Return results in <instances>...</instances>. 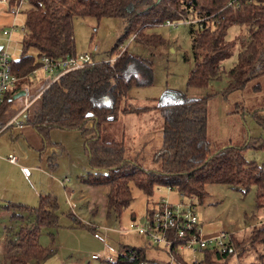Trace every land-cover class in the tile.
Returning <instances> with one entry per match:
<instances>
[{"label": "trees", "instance_id": "1", "mask_svg": "<svg viewBox=\"0 0 264 264\" xmlns=\"http://www.w3.org/2000/svg\"><path fill=\"white\" fill-rule=\"evenodd\" d=\"M19 1L7 0V3L16 5ZM23 1L27 3V10L23 11L24 31L20 53L11 60L13 71L20 77L34 69L42 56L58 59L76 54L72 26L74 16L123 20L121 34L106 52L108 58L115 57L114 60L109 62L103 59L82 70L67 71L50 83L41 80L40 95L34 100L31 117L27 121L41 138L43 147L49 143L48 132L52 128L79 132L88 168L81 180L92 185L108 186L106 216L111 213L118 216L129 206L132 186L151 196L153 188L158 185L177 190L186 197H194L197 205L203 202L208 187L213 184L226 185L241 194L253 188V205L264 211V166L243 155L245 148L262 146L254 145L259 140L250 142L249 138L241 146L227 144L211 149L206 135L207 99L211 94L201 97L182 94L175 99H155L157 104L154 106L159 108L162 118L161 143L152 156V160L158 163L155 169L142 168L127 159L122 141L101 137L107 122L117 119L120 114L138 112L148 107L121 104L128 88L136 84L134 74L122 72L127 65L135 63L143 67L146 74L152 70L150 61L134 56L125 47L119 49L127 38L153 47L161 43L158 34L145 32L148 27L161 23L176 26L186 21L193 57L186 80L188 86L206 87L224 74L228 81L222 93L226 94L243 90L250 81L264 78V0ZM233 25H238L240 31L228 40L227 30ZM30 49L36 51L35 56L28 53ZM233 52L236 59L225 70L219 62ZM19 85L20 82L17 87ZM251 88L259 91L261 83L255 82ZM94 92L105 93L109 102L96 103ZM12 95L7 94L0 104V130L6 123L5 114ZM250 115L258 124L264 125V121L259 120V109L253 110ZM18 120L20 124V118ZM88 120H91L90 127L86 126ZM51 158L53 156H49ZM60 181L62 186L66 182L65 178ZM7 207L26 212V215H10V218L18 220V225L6 228L8 237L0 254V264H28L30 260L40 262L46 259L50 251L40 245L38 236L42 228L55 229L59 225L55 198L48 193L39 195L35 206L8 202ZM149 212L148 207L144 216ZM67 215L74 226H89L80 223L71 211ZM254 220L245 234L228 232L223 251L211 247L202 250V259L196 263L186 262L180 254H176L175 244L167 249L171 261L165 263L146 258L145 246L127 244L120 245L116 258L106 262L217 264L221 261V264H226L233 257L246 260V264H264V215ZM90 228L94 231V228Z\"/></svg>", "mask_w": 264, "mask_h": 264}, {"label": "rangeland", "instance_id": "2", "mask_svg": "<svg viewBox=\"0 0 264 264\" xmlns=\"http://www.w3.org/2000/svg\"><path fill=\"white\" fill-rule=\"evenodd\" d=\"M26 7L27 3L23 1L19 12L13 15L10 12L11 7L0 1V45H3V50L11 59L17 58L20 53V40L24 31L23 11L27 10ZM123 25L121 18L102 17L96 20L94 17L74 16L72 26L75 52L89 53L95 61L108 58L106 52L121 34ZM2 30L9 31V34L3 35ZM239 31L238 25L229 27L226 38L233 39ZM145 32L158 34L161 43L153 47L127 38L119 46V49L125 47L134 56L150 61L152 70L150 74H146L143 67H138L135 63L127 65L122 72L134 74L136 84L128 88L121 104L148 107L138 112L120 114L117 119L107 122L101 131V137L122 141L127 159L142 168L155 169L158 163L152 160V156L161 143L162 125L159 108L154 106L157 104L155 99L169 89L187 97L211 94L207 99L206 130L211 149L222 148L227 144L241 146L249 138L250 142L259 140L254 145L260 144L262 147L245 148L243 155L246 159L264 166V125L258 124L250 115L253 110L259 109V120L264 121V78L250 81L243 90L226 94L222 93L228 81L224 74L212 80L206 87L188 86L186 80L193 57L187 23H178L176 26L161 23L146 28ZM28 53L36 55L34 49H30ZM235 59L236 54L233 52L221 60L219 65L226 70ZM27 75L23 76V80L20 79L28 86L31 100L40 90L43 82L41 80L44 79L40 71L28 78ZM255 82L261 83L259 91L251 88ZM104 95L105 93L94 92L93 99L96 103H108L109 99ZM33 102L31 100L30 105L25 108L21 98L12 99L5 114L6 123L0 130V248L3 249L8 237L5 228L18 225V220L10 218V214H23V211L6 208L4 205L7 201H22L30 205L38 202L39 188L36 179L32 176L30 182L20 171V165H25L32 174L41 179L43 189L40 192L48 191L55 198L59 222L57 228H42L39 232V243L50 251V255L40 262L30 260L28 264H109L101 255L105 242L111 251L104 252L110 254L111 261L116 258L120 245L126 243L134 246L146 244L145 256L151 261H169L165 246L150 243L145 236L130 230L129 224L144 216L146 209L162 197L172 203L183 199L179 192L158 185L153 188L151 196H146L140 189L132 186L129 206L118 216L112 213L106 216L108 186L81 181L88 168L83 139L79 132L52 128L48 132L49 143L43 147L41 138L27 122L31 117ZM14 117L20 118L21 123L11 122ZM86 126H91V120L86 122ZM39 149L42 150L39 152ZM9 152L18 158V163L12 164L15 166L2 158ZM48 156H53L50 160H54L55 167L49 165L46 159ZM63 178L66 180L64 188L59 182ZM69 191L71 194H68ZM253 196V188L241 194L223 184L210 185L203 202L196 206V216L204 233L223 231L227 235L233 231L236 234L248 232V225L253 224L255 218L264 215V211L254 207ZM68 201H72V207L68 205ZM69 211L77 216L80 223L89 225L94 231L89 226H74V222L67 215ZM103 227L106 228V237L102 236ZM178 253L186 262H192L195 258L202 259L201 250L192 254L183 248ZM93 254L101 257L92 259ZM244 263L247 261L233 257L226 262ZM217 264H221V261Z\"/></svg>", "mask_w": 264, "mask_h": 264}, {"label": "built area", "instance_id": "3", "mask_svg": "<svg viewBox=\"0 0 264 264\" xmlns=\"http://www.w3.org/2000/svg\"><path fill=\"white\" fill-rule=\"evenodd\" d=\"M0 1L7 3V0ZM22 2L23 0H20L16 5H9L11 7L10 12L13 15L19 12ZM2 34H9V31L2 30ZM114 58L111 57L104 60L112 62ZM11 60L7 52L3 50V45H0V104L7 98V94H14L18 90H22L23 95L19 98L22 99L26 108L30 105L31 100L34 101L39 97L40 91L31 100L29 99V88L21 81L24 78L18 76L13 71ZM96 61L86 52L76 53L74 56L58 59L42 56L38 60V65L28 73L27 78L37 71H40L42 78L50 83L67 71L82 70ZM19 82L20 85L17 87ZM12 121L19 122L17 117L12 118ZM5 159L11 164L17 163V157L12 153H8ZM21 171L24 176L28 177V169L22 167ZM179 196L183 199H178L175 203L168 202L164 197L152 203L153 205L151 204L149 206L150 212L146 216H143L139 222L129 224L130 230H134L138 234L145 236L150 243L162 244L167 249L172 244H175L174 252L176 254H179L178 251L183 248L192 254L208 247L223 251L225 248L224 240L227 237L226 232L216 231L210 234L204 233L196 216L197 203L195 198L186 197L181 193H179ZM95 235L98 237V234ZM101 255L104 257V261L112 260V257L105 254L104 251ZM100 257L98 254L91 255V258L95 259ZM169 260L171 261V257H169ZM197 261L195 258L191 263H196Z\"/></svg>", "mask_w": 264, "mask_h": 264}, {"label": "crops", "instance_id": "4", "mask_svg": "<svg viewBox=\"0 0 264 264\" xmlns=\"http://www.w3.org/2000/svg\"><path fill=\"white\" fill-rule=\"evenodd\" d=\"M19 123V122H18ZM42 150V149H41ZM10 153V152H9ZM7 155V154H6ZM6 155H4L2 158H4L5 159V156ZM47 159V161H48V163H49V165L51 166V167H55V162H52L50 159H49V156L46 158ZM6 160V159H5ZM54 161V160H53ZM9 163V162H8ZM17 163H18V158H17ZM16 163V164H17ZM12 165V164H11ZM12 166H15V165H12ZM16 167H18V166H16ZM26 168V169H28V177H26L27 179H29L30 180V182H31V179H30V177H34L35 179H36V183H37V185H38V188H39V191H38V193H37V195L39 196V195H46V194H48V191L47 192H44V193H42V192H40V190L41 189H43V187H42V182H41V179H38V177L37 176H35L34 174H32L31 172H30V170H29V168H28V166H25V165H20V169L21 168ZM21 171V170H20ZM21 173H22V171H21ZM22 175H23V173H22ZM24 177V176H23ZM24 177V178H25ZM82 181V180H81ZM83 182V181H82ZM65 187V184L63 185V188ZM68 194H71V191H69L68 192ZM8 202H11V203H22V204H25L26 206H35V205H30V204H27V203H25V202H22V201H7V204H8ZM7 204H5L4 206L6 207V208H10V207H7ZM68 205L70 206V207H72L73 206V203H72V201H68ZM24 213H25V215H26V212H23V215H24ZM11 215V214H10ZM24 215V216H25ZM75 215V214H74ZM76 216V215H75ZM77 217V216H76ZM143 217V216H142ZM142 217H140L138 220H140ZM9 228H10V226H8ZM6 229V228H5ZM7 230V229H6ZM99 230V229H98ZM102 232H103V234H102V232H101V234H102V236H104V237H106L105 235H104V233H105V231H106V228L105 227H103L102 229ZM138 235V234H137ZM141 236V235H140ZM147 239V238H146ZM105 240H106V238H105ZM148 240V239H147ZM149 241V240H148ZM144 243H146V242H144ZM127 245H131V244H129V243H126ZM144 246L145 247H147V245L146 244H144ZM103 250L105 251V252H107V253H109L110 251H111V248H109L108 246H107V243L105 242V245H103ZM3 251V249L2 248H0V253ZM110 255V254H109Z\"/></svg>", "mask_w": 264, "mask_h": 264}, {"label": "water", "instance_id": "5", "mask_svg": "<svg viewBox=\"0 0 264 264\" xmlns=\"http://www.w3.org/2000/svg\"><path fill=\"white\" fill-rule=\"evenodd\" d=\"M23 95L22 90H18L12 95V99L19 98L20 96ZM182 94L176 90H166L165 92L162 93L159 99H164V98H170V99H175L176 97H180ZM141 220V219H140Z\"/></svg>", "mask_w": 264, "mask_h": 264}]
</instances>
